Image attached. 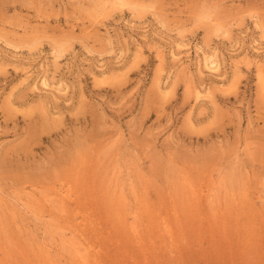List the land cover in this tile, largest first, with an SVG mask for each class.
Wrapping results in <instances>:
<instances>
[{"label":"rangeland","instance_id":"rangeland-1","mask_svg":"<svg viewBox=\"0 0 264 264\" xmlns=\"http://www.w3.org/2000/svg\"><path fill=\"white\" fill-rule=\"evenodd\" d=\"M0 264H264V0H0Z\"/></svg>","mask_w":264,"mask_h":264}]
</instances>
